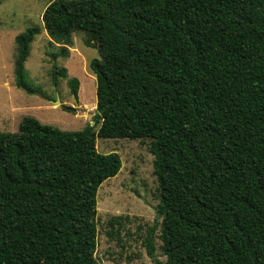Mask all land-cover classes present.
I'll list each match as a JSON object with an SVG mask.
<instances>
[{"label":"trees","instance_id":"obj_1","mask_svg":"<svg viewBox=\"0 0 264 264\" xmlns=\"http://www.w3.org/2000/svg\"><path fill=\"white\" fill-rule=\"evenodd\" d=\"M42 22L53 60L74 31L97 50L95 120L62 130L24 116L0 131V264H100L96 195L121 158L97 137L150 139L166 257L154 258L152 226L155 264H264V0H51ZM40 32L14 38L28 93ZM66 76L53 65L55 85ZM68 84L76 96L79 80Z\"/></svg>","mask_w":264,"mask_h":264},{"label":"rangeland","instance_id":"obj_2","mask_svg":"<svg viewBox=\"0 0 264 264\" xmlns=\"http://www.w3.org/2000/svg\"><path fill=\"white\" fill-rule=\"evenodd\" d=\"M51 0H2L0 2V131L15 132L24 116L62 130H79L94 124L96 80L89 62L99 57L93 47L85 45L86 34L74 31L68 56L55 60L51 54L59 44L51 41L43 28L42 13ZM38 25L41 32L30 44L25 68L35 93L15 86V36L27 27ZM65 67L67 76L59 77L55 85L51 78L53 65ZM79 80L76 96L68 80ZM59 100L60 103H52ZM63 106L70 109L64 110ZM102 153L117 152L121 158L118 173L103 181L96 195L97 246L95 255L100 264H155L144 244L146 231L155 226L154 258L165 262L160 248L161 217L156 206L159 201L158 182L153 172L150 139L96 138ZM122 216L114 226L109 221Z\"/></svg>","mask_w":264,"mask_h":264},{"label":"water","instance_id":"obj_3","mask_svg":"<svg viewBox=\"0 0 264 264\" xmlns=\"http://www.w3.org/2000/svg\"><path fill=\"white\" fill-rule=\"evenodd\" d=\"M52 103H60V101L59 100H54V101H52Z\"/></svg>","mask_w":264,"mask_h":264}]
</instances>
